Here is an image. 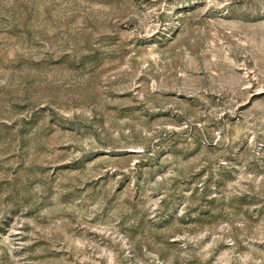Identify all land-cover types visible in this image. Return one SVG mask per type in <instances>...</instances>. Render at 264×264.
I'll list each match as a JSON object with an SVG mask.
<instances>
[{
	"label": "rangeland",
	"instance_id": "obj_1",
	"mask_svg": "<svg viewBox=\"0 0 264 264\" xmlns=\"http://www.w3.org/2000/svg\"><path fill=\"white\" fill-rule=\"evenodd\" d=\"M0 264H264V0H0Z\"/></svg>",
	"mask_w": 264,
	"mask_h": 264
}]
</instances>
